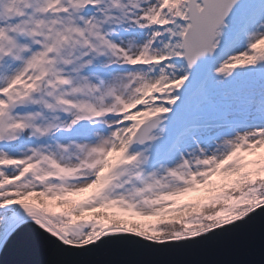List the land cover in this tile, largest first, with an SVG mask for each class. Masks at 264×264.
<instances>
[{
	"label": "snow or ice",
	"instance_id": "snow-or-ice-1",
	"mask_svg": "<svg viewBox=\"0 0 264 264\" xmlns=\"http://www.w3.org/2000/svg\"><path fill=\"white\" fill-rule=\"evenodd\" d=\"M257 221L264 0H0V257L177 249Z\"/></svg>",
	"mask_w": 264,
	"mask_h": 264
},
{
	"label": "water",
	"instance_id": "water-1",
	"mask_svg": "<svg viewBox=\"0 0 264 264\" xmlns=\"http://www.w3.org/2000/svg\"><path fill=\"white\" fill-rule=\"evenodd\" d=\"M264 258V235L259 221L249 233L230 238H211L200 245L177 249L119 250L98 249L73 252L64 257L21 254L9 248L0 260L3 264L23 261L61 259L69 264H261Z\"/></svg>",
	"mask_w": 264,
	"mask_h": 264
}]
</instances>
